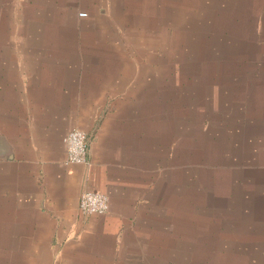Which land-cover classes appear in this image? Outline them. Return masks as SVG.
Wrapping results in <instances>:
<instances>
[{"label": "crops", "instance_id": "0c3cea01", "mask_svg": "<svg viewBox=\"0 0 264 264\" xmlns=\"http://www.w3.org/2000/svg\"><path fill=\"white\" fill-rule=\"evenodd\" d=\"M183 6L0 0L4 264H150L181 244L191 260L198 237L235 225L246 245L264 238V19L203 32ZM75 129L87 165L68 162ZM84 190L109 211L82 215Z\"/></svg>", "mask_w": 264, "mask_h": 264}, {"label": "rangeland", "instance_id": "374dc122", "mask_svg": "<svg viewBox=\"0 0 264 264\" xmlns=\"http://www.w3.org/2000/svg\"><path fill=\"white\" fill-rule=\"evenodd\" d=\"M182 1L188 2L190 6L179 8V10L175 12L176 16L180 18L183 16L185 20L188 19L189 24H191L192 27H196L198 31L202 30L204 32L208 27L211 28L212 26L214 27L213 30L219 29L221 34L228 31L235 33L238 27L241 28L240 23L243 20L246 29L253 26L249 20L251 14H256L261 19H264V0L258 2L259 7H254L255 11H251L247 5L243 8L240 5L241 0H239V5L236 4V6L232 5L235 0H231L229 4L225 3V5H228V8H225V6H206L201 0ZM210 8L212 11H210ZM172 9L173 8H171V10ZM174 9L176 10V8ZM243 10L244 15H241ZM247 11L248 15H246ZM170 13L173 12L170 11ZM210 14H212V17L215 16L216 19L214 21H217L212 25L208 22V16ZM237 18L238 21H236ZM220 28H222V30H220ZM177 39L180 40L181 38ZM231 42H233V40ZM241 229L242 230L238 229L235 225L230 227L227 232L221 233H227L228 240H223L224 237L222 236V238L220 235L213 236L212 239L209 235L206 238L198 237L197 247H190L191 253L192 250L193 252L195 251V257H193V259L191 257V260H189L188 257L185 258L188 248H184L181 244L179 248L174 247V251L169 249L167 255H170L166 257L165 260H153L154 262L150 264H264V238L261 237L262 239L258 246L246 245L250 238L248 234L252 233V231L246 228ZM261 229H264L263 225H261ZM260 231L264 232V230ZM0 253H2L1 250ZM178 254L179 261L177 260ZM0 264H4L2 260H0Z\"/></svg>", "mask_w": 264, "mask_h": 264}, {"label": "built area", "instance_id": "2783aa9c", "mask_svg": "<svg viewBox=\"0 0 264 264\" xmlns=\"http://www.w3.org/2000/svg\"><path fill=\"white\" fill-rule=\"evenodd\" d=\"M89 136L86 132L75 129L65 138L68 162L72 164H89ZM110 198L103 193L84 190L79 200V210L84 216L101 215L109 211Z\"/></svg>", "mask_w": 264, "mask_h": 264}]
</instances>
